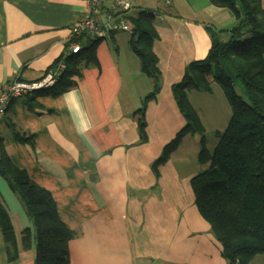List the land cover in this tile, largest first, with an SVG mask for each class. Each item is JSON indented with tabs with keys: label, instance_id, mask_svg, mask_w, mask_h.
Instances as JSON below:
<instances>
[{
	"label": "crops",
	"instance_id": "0c3cea01",
	"mask_svg": "<svg viewBox=\"0 0 264 264\" xmlns=\"http://www.w3.org/2000/svg\"><path fill=\"white\" fill-rule=\"evenodd\" d=\"M129 1V14L157 13L159 74L142 71L131 45L133 26L110 29L104 3L98 20L108 33L99 38L98 64L84 63L63 93L36 91L13 101L0 137L15 165L51 191L61 219L77 232L70 264H228L191 183L204 169L200 135H186L158 173L153 165L186 125L173 85L190 62L208 56L212 31L229 38L236 17L210 0H169V7L161 0ZM84 12L83 0H0V92L17 78L39 80L54 69ZM144 104L147 141L135 115ZM0 195L17 242L14 249L0 225V264H34L36 249L22 243L32 222L3 177ZM248 264H264V253Z\"/></svg>",
	"mask_w": 264,
	"mask_h": 264
},
{
	"label": "trees",
	"instance_id": "16d2710c",
	"mask_svg": "<svg viewBox=\"0 0 264 264\" xmlns=\"http://www.w3.org/2000/svg\"><path fill=\"white\" fill-rule=\"evenodd\" d=\"M210 1L231 10L237 22L226 40L219 39L217 32L212 31L208 56L190 62L183 78L173 85L186 125L165 145L153 166L158 173V166L168 161L186 135H200L198 161L204 169L191 180L196 205L210 223L228 264H248L254 256L264 253V7L262 0ZM154 16L155 12L147 9L124 15L133 26L132 48L140 59L142 71L149 76L159 74L154 51L159 33ZM101 41L82 40V49L65 58L67 68L59 81L39 92L55 95L73 86L84 63L98 64L97 48ZM238 81L244 84L246 95L237 90ZM213 82L223 87L232 114L226 129L217 132L216 146L209 149L204 124L189 94L211 92ZM157 91L158 88L148 99L154 98ZM146 107L144 104L135 114L142 141L148 139ZM11 126L16 139L23 140L22 133L14 124ZM1 177L8 180L20 197L32 222L33 228L22 231V243L24 249L32 246L36 249L34 264H70L69 243L77 232L61 219L51 191L15 165L0 137ZM0 225L6 241L17 249L15 231L2 201ZM16 257L15 252L10 258Z\"/></svg>",
	"mask_w": 264,
	"mask_h": 264
},
{
	"label": "built area",
	"instance_id": "2783aa9c",
	"mask_svg": "<svg viewBox=\"0 0 264 264\" xmlns=\"http://www.w3.org/2000/svg\"><path fill=\"white\" fill-rule=\"evenodd\" d=\"M85 12L71 26V35L67 40V48L60 61L54 69L49 70L39 80L28 81L17 78L0 92V121L4 120L13 101L30 95L36 91L48 89L54 86L60 79L61 74L67 68L65 58L78 53L82 49V40L103 38L108 31L98 20L104 3H108L107 23L110 29L120 31H132L124 15L129 13L133 6L129 0H83ZM164 3L169 5V0ZM120 18V20L118 19Z\"/></svg>",
	"mask_w": 264,
	"mask_h": 264
},
{
	"label": "rangeland",
	"instance_id": "374dc122",
	"mask_svg": "<svg viewBox=\"0 0 264 264\" xmlns=\"http://www.w3.org/2000/svg\"><path fill=\"white\" fill-rule=\"evenodd\" d=\"M164 1L161 0L162 7L165 6ZM166 7L169 6L166 5ZM217 35L219 39L226 40L221 33L217 32ZM237 90L246 95L244 84L240 81L237 83ZM189 95L204 124L207 146L209 149H213L218 142L217 132L224 131L228 125L232 114L231 104L223 87L218 82L212 83L211 92L191 91Z\"/></svg>",
	"mask_w": 264,
	"mask_h": 264
},
{
	"label": "bare ground",
	"instance_id": "6f19581e",
	"mask_svg": "<svg viewBox=\"0 0 264 264\" xmlns=\"http://www.w3.org/2000/svg\"><path fill=\"white\" fill-rule=\"evenodd\" d=\"M112 2H113V0H110V1H109V3H112Z\"/></svg>",
	"mask_w": 264,
	"mask_h": 264
},
{
	"label": "water",
	"instance_id": "95a60500",
	"mask_svg": "<svg viewBox=\"0 0 264 264\" xmlns=\"http://www.w3.org/2000/svg\"><path fill=\"white\" fill-rule=\"evenodd\" d=\"M151 12V11H150ZM155 14H157L156 12H155ZM118 19H120V18H118ZM53 87V86H52Z\"/></svg>",
	"mask_w": 264,
	"mask_h": 264
}]
</instances>
